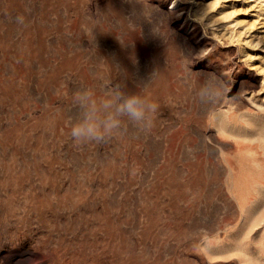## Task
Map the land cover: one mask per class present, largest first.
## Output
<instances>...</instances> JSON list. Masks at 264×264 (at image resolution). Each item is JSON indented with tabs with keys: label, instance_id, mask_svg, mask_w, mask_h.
<instances>
[{
	"label": "rangeland",
	"instance_id": "374dc122",
	"mask_svg": "<svg viewBox=\"0 0 264 264\" xmlns=\"http://www.w3.org/2000/svg\"><path fill=\"white\" fill-rule=\"evenodd\" d=\"M0 264H264V0H0Z\"/></svg>",
	"mask_w": 264,
	"mask_h": 264
},
{
	"label": "clouds",
	"instance_id": "9594fccd",
	"mask_svg": "<svg viewBox=\"0 0 264 264\" xmlns=\"http://www.w3.org/2000/svg\"><path fill=\"white\" fill-rule=\"evenodd\" d=\"M120 100L118 95L115 101L104 102V108H112L115 105V112L109 113L104 119L97 115L95 105L89 108L85 113L82 121L70 124V135L77 143L102 142L105 137L117 129L121 125V121L117 118L121 115H127L132 121L139 122L144 118V112L141 106V99L136 95H131L122 103H116ZM153 112L156 110V105H151ZM148 127H151L149 123Z\"/></svg>",
	"mask_w": 264,
	"mask_h": 264
},
{
	"label": "snow or ice",
	"instance_id": "6c2138e0",
	"mask_svg": "<svg viewBox=\"0 0 264 264\" xmlns=\"http://www.w3.org/2000/svg\"><path fill=\"white\" fill-rule=\"evenodd\" d=\"M217 3H219V0H216ZM230 15H235V13H231ZM249 59H256V57H249Z\"/></svg>",
	"mask_w": 264,
	"mask_h": 264
}]
</instances>
